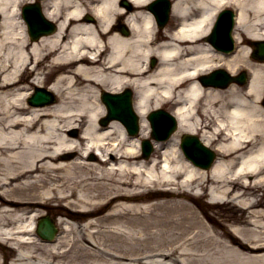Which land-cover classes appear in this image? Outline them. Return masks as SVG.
<instances>
[{"label": "bare ground", "instance_id": "1", "mask_svg": "<svg viewBox=\"0 0 264 264\" xmlns=\"http://www.w3.org/2000/svg\"><path fill=\"white\" fill-rule=\"evenodd\" d=\"M26 1L0 0V264L8 244L12 264H264V0H170L165 27L156 0H44L57 30L34 41ZM230 6L238 48L226 56L209 36ZM242 63L246 87L201 80ZM125 87L136 90V137L101 124V93ZM34 88L56 102L30 104ZM169 102L178 130L146 160L147 115ZM184 133L218 142L210 169L180 150ZM205 193L229 205V224L205 211ZM178 194L189 201L165 196ZM46 215L61 233L38 244L32 226Z\"/></svg>", "mask_w": 264, "mask_h": 264}, {"label": "rangeland", "instance_id": "2", "mask_svg": "<svg viewBox=\"0 0 264 264\" xmlns=\"http://www.w3.org/2000/svg\"><path fill=\"white\" fill-rule=\"evenodd\" d=\"M26 75V74H25ZM30 79L32 78V76L29 77ZM50 83V81H47V85ZM165 108H169V106L165 105ZM202 134V132L200 133V135ZM215 144L212 146L214 147ZM145 178V177H144ZM145 180V179H144ZM146 181V180H145ZM148 183V182H147ZM200 191L199 189H196L194 190V192H190L192 195H196V193ZM257 196L261 197L264 195V192L263 190L261 191H258L257 192ZM198 195V193H197ZM157 196V195H156ZM164 196V195H162ZM168 196V195H166ZM203 201L207 202L208 205H210V207L207 205L204 209L205 211H207L208 213H210L211 215H213V217L216 219V220H219L221 222H223L224 224H229L230 221L226 220V218H229L231 217L234 213L233 212H230V211H227L226 207L227 205H225L222 201L221 202H210V197H208V195L205 193V195L203 196ZM153 199H149V200H159L161 198L159 197H155L154 196L152 197ZM167 198H170V199H176V200H185V201H189L184 195L182 194H178V195H174V196H170V197H167ZM236 202V201H235ZM53 203H58L57 201H54ZM238 204H240V202H237ZM65 204V203H64ZM198 206H201L200 203L197 204ZM212 206V207H211ZM229 206V205H228ZM45 210L43 209L42 212H44ZM47 211V210H46ZM56 211V210H55ZM239 214H242L241 212H239ZM58 215H54L55 218H57ZM217 224V223H215ZM17 249V248H16ZM16 249L15 250H11V249H7L6 250V254H5V257H6V260L9 262L10 260L12 261L13 258H15L16 256ZM4 255V253H2V256Z\"/></svg>", "mask_w": 264, "mask_h": 264}, {"label": "water", "instance_id": "3", "mask_svg": "<svg viewBox=\"0 0 264 264\" xmlns=\"http://www.w3.org/2000/svg\"><path fill=\"white\" fill-rule=\"evenodd\" d=\"M223 80H225V81H227L228 80V78H227V76H224V78H222ZM50 99V100H49ZM52 101V98H51V96L49 97V96H45V95H42V97L39 99H36L35 100V102L36 103H39V102H45V101ZM114 108L115 109H113V111L116 113V115H119L120 114V111H119V109H117V107L116 106H114ZM110 109H111V107H110ZM129 119H131L129 116H127ZM126 122H127V120L126 119H124ZM154 120L156 121V116L154 117ZM130 124H131V120H130ZM195 151L197 152V151H202V148L201 147H199L198 145H197V143H196V145H195Z\"/></svg>", "mask_w": 264, "mask_h": 264}]
</instances>
